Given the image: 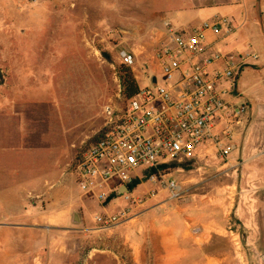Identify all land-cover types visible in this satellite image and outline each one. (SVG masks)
<instances>
[{
    "label": "rangeland",
    "instance_id": "1",
    "mask_svg": "<svg viewBox=\"0 0 264 264\" xmlns=\"http://www.w3.org/2000/svg\"><path fill=\"white\" fill-rule=\"evenodd\" d=\"M262 6L264 0H0V264H135L127 238L140 236L143 217L193 238L200 223L221 221L224 237L185 246L181 264H204L206 256L264 264V40L252 9ZM237 8L252 32L239 34L242 49H256L260 67L241 75L242 100L257 115L249 111L230 166L170 173L180 187L176 198L149 177L104 202L83 196L74 162L99 130L103 107L124 105L119 52L135 55L130 70L142 88L167 41L166 23L190 33ZM150 192L152 200L130 204ZM205 204L213 208L206 214ZM104 214L117 219L94 223Z\"/></svg>",
    "mask_w": 264,
    "mask_h": 264
},
{
    "label": "built area",
    "instance_id": "2",
    "mask_svg": "<svg viewBox=\"0 0 264 264\" xmlns=\"http://www.w3.org/2000/svg\"><path fill=\"white\" fill-rule=\"evenodd\" d=\"M164 27L167 41L152 56L154 73L147 85L122 107H103L99 137L81 149L74 162L73 175L83 196L104 202L110 193L153 169L149 180L176 198L180 187L169 176L182 172L180 164L189 163L197 171L215 164L230 166V158L238 153L250 107L242 100L237 81L241 69L257 55L233 56L223 50L215 37L232 32L227 17L204 21L190 33L174 31L167 23ZM118 58L128 68L136 62L135 55L124 50ZM153 198L150 192L130 204ZM116 219L117 215L104 214L93 221L106 226Z\"/></svg>",
    "mask_w": 264,
    "mask_h": 264
},
{
    "label": "crops",
    "instance_id": "3",
    "mask_svg": "<svg viewBox=\"0 0 264 264\" xmlns=\"http://www.w3.org/2000/svg\"><path fill=\"white\" fill-rule=\"evenodd\" d=\"M252 9L253 11L258 12L259 15L258 21L260 24H257L256 16H255L253 18L254 26L257 27L258 29L257 32L259 37L264 40V35H263L264 33L262 30L264 28L263 27L264 6L258 9L252 7ZM241 12H242L241 9L237 8L236 10L231 11L227 15L223 16L229 19L232 32L229 35L222 34L221 36L215 38L221 44L223 50L226 51L228 54L235 56L243 53L252 52L257 55L256 49L252 48L250 44H248L250 50L246 48L242 49L243 45L239 39V34L245 35L246 37V36H251L252 32L243 29L245 23L248 20L244 21L241 24L239 23V20L237 18L238 15L241 17L240 15ZM215 17H221V16H217L216 14H214L212 19ZM179 31H183V30H179ZM212 39H214V37L209 38V40ZM251 66L260 67V65L257 64V60H256L255 62H251L247 67L241 69L237 81V89L239 93L241 87L240 86L241 75L242 73L245 74V71L247 69H251ZM245 76L247 79L249 74H246ZM250 110H252V112H255V110H253L252 107L249 109V111ZM249 111L248 113L250 114ZM101 127L102 124L100 128ZM230 160L232 161V159ZM219 167L220 169L223 168V166H219ZM255 172L257 174H260L259 170H256ZM261 184L263 186L260 185L258 188L264 187V177L263 179H261ZM201 207L202 209L204 208L203 212L205 214L209 209H213L209 207L208 204H205ZM262 210L264 212V207ZM205 218L206 220H208L207 217ZM220 220L223 221L224 219L222 218ZM138 221H141L140 222L141 224L138 226L137 229V232L141 233L140 236L138 237L135 236V238L134 236L133 238H127V241L129 240L135 247V250L132 252L135 264H181L183 257L186 256L185 246L191 244H194L196 246H202L203 244L207 243L211 237L213 236L224 237V235L226 234V229L225 227L224 228L222 227L221 221H217L215 219L209 220L205 224L200 223L199 225L201 226L202 230L200 229L199 234H197V236H195L194 238L188 235L187 232H185V230L176 233L175 229L170 224V222L168 223L162 222V224L156 226L155 222H153V220L149 221L147 217L139 218ZM163 221H169V220L165 219ZM184 223L187 224L186 220L184 221ZM221 263H222V259L218 260V259L208 258V256H206V261L204 264H221Z\"/></svg>",
    "mask_w": 264,
    "mask_h": 264
},
{
    "label": "trees",
    "instance_id": "4",
    "mask_svg": "<svg viewBox=\"0 0 264 264\" xmlns=\"http://www.w3.org/2000/svg\"><path fill=\"white\" fill-rule=\"evenodd\" d=\"M116 73L120 81L121 85V95L124 98V100L130 99L132 96H134L140 89L138 82L134 79L133 74L130 70V68L119 65L116 68ZM100 131L96 132L91 138H89L86 142L83 148L90 145L92 142H94L99 137ZM82 148V149H83ZM81 151V150H80ZM177 165H169V167L174 168ZM179 166L183 167L184 169L191 168L189 163H182ZM164 166H161L160 169H164ZM152 173H155V170L150 169L143 172V177L140 179H133L131 183L126 185V188L128 191H132L137 185H139L141 179H146V177H149Z\"/></svg>",
    "mask_w": 264,
    "mask_h": 264
},
{
    "label": "water",
    "instance_id": "5",
    "mask_svg": "<svg viewBox=\"0 0 264 264\" xmlns=\"http://www.w3.org/2000/svg\"><path fill=\"white\" fill-rule=\"evenodd\" d=\"M154 81H155V78L152 77V78H151V82L153 83ZM124 189H125V188H124ZM72 222H73V223H77V218H76L75 215L72 216Z\"/></svg>",
    "mask_w": 264,
    "mask_h": 264
}]
</instances>
